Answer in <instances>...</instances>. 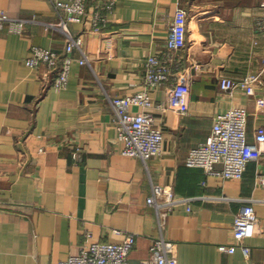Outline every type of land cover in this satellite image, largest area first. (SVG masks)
<instances>
[{
    "label": "crops",
    "instance_id": "1",
    "mask_svg": "<svg viewBox=\"0 0 264 264\" xmlns=\"http://www.w3.org/2000/svg\"><path fill=\"white\" fill-rule=\"evenodd\" d=\"M178 6L188 11L178 66L193 75L185 115L166 107L169 84H143L147 57L167 50ZM0 11L9 18L0 26V264H57L88 240L120 243L129 234L131 264H145L157 239L176 243L178 264H264V154L241 179L208 175L186 161L218 112L245 106L251 142L264 126V0H119L102 30L67 24L81 44L63 89L45 79L43 67L25 64L33 45L65 53L67 35L53 25L60 15L52 2L0 0ZM249 73H260L257 96L219 86L223 75ZM144 90L164 134L162 153L146 162L122 154L111 104ZM153 185L189 198L191 209L181 203L160 214L147 201ZM245 203L258 217L245 240L249 255L240 247L221 251L236 243L233 221Z\"/></svg>",
    "mask_w": 264,
    "mask_h": 264
},
{
    "label": "built area",
    "instance_id": "2",
    "mask_svg": "<svg viewBox=\"0 0 264 264\" xmlns=\"http://www.w3.org/2000/svg\"><path fill=\"white\" fill-rule=\"evenodd\" d=\"M60 15L58 25L67 35L65 53L53 49L33 45L25 64L31 68H44L45 79L48 78L56 89L67 86L69 73L75 58L71 52L80 47L81 38H75L68 30L67 24L78 22L91 26V30H102L107 23V14L117 5L119 0H92L93 9L90 11L91 0H50ZM8 16L0 11V26L8 21ZM259 27L264 29V19H260ZM188 32V11L183 6L176 8L173 22L166 39L165 52L149 55L145 61L146 71L143 80L146 89L168 85L166 91V107L176 110L180 115L189 111L192 73L178 66L180 52L186 47ZM84 56L79 59L86 63ZM51 78V80H50ZM260 73H249L243 78L235 79L221 76L219 86L222 90L232 93L239 89L249 96H257L260 83ZM259 95L258 97L263 98ZM115 111V123L118 130V140L124 155L140 157L144 162L160 155L163 150V130L155 125L149 108L152 99L147 90L130 95L117 96L111 99ZM141 107L133 111L132 107ZM248 110L245 106L230 107L214 116L211 132L204 142L191 149L187 157L189 167L203 168L208 175H219L226 179H241L252 160H260L264 154V126L257 127L254 141L248 140ZM80 148H75L76 157ZM221 163L222 169L216 165ZM264 184V174L260 175ZM189 198L177 197L169 187L153 185L152 195L148 203L155 206L160 214L165 215L175 206L187 203L190 210ZM258 217L253 204H243L236 213L233 221L234 245H220L221 251L233 253L240 247L246 256L250 247L245 240L255 235ZM115 232H119L115 230ZM89 236V235H88ZM135 237L127 235L120 243L99 242L88 240L76 255H71L57 264H131L129 254L133 248ZM176 243L165 239L154 240L151 245V255L145 264H178Z\"/></svg>",
    "mask_w": 264,
    "mask_h": 264
}]
</instances>
